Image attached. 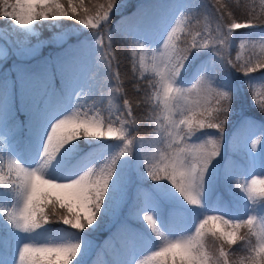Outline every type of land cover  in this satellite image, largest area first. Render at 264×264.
I'll list each match as a JSON object with an SVG mask.
<instances>
[{
    "label": "snow or ice",
    "instance_id": "obj_1",
    "mask_svg": "<svg viewBox=\"0 0 264 264\" xmlns=\"http://www.w3.org/2000/svg\"><path fill=\"white\" fill-rule=\"evenodd\" d=\"M116 7L117 0L87 7L85 0H0V18L26 32L36 22L64 20L87 30L63 55L15 77L0 75V141L8 138L7 151L0 146V243L15 241L11 264H86L97 221L125 201L131 162L153 185V196L135 211L152 236L123 229L111 264H264V171L244 179L227 174L235 185L232 212L217 206L213 211L221 214H209L207 201L237 94L229 73L252 81L260 70L264 80V58L233 61L228 50L237 40L240 49L255 47L254 37L234 32L264 25V15L237 16L224 3L210 14L214 28H198L185 15L198 5L186 0L171 20L155 19L157 32L128 33L134 67L151 74L137 77L147 87L132 100L113 69ZM104 73L115 81L107 95L109 103L118 102L123 120L79 104L84 89L95 91ZM99 95H105L102 88ZM141 106L151 112L143 121L150 135L136 134ZM259 110L264 115V101ZM150 140L159 145L151 154L145 150ZM171 212L185 215L183 226L170 222ZM52 225L66 227L61 232Z\"/></svg>",
    "mask_w": 264,
    "mask_h": 264
},
{
    "label": "trees",
    "instance_id": "obj_2",
    "mask_svg": "<svg viewBox=\"0 0 264 264\" xmlns=\"http://www.w3.org/2000/svg\"><path fill=\"white\" fill-rule=\"evenodd\" d=\"M175 1L176 0H117V7L114 8L111 15L112 28L115 30L113 34V46L111 49V51H113L115 54L113 69L119 71L123 93L127 94V96L132 100H135L138 96L144 95L143 89L147 87L143 83V81L138 80L137 77L141 75L150 76L151 74H142L138 71V69L134 67L135 59L132 55V43L127 40L126 29L136 26L146 16L148 17L151 14L156 15L161 11H169ZM105 2L106 0H85V6L87 7L90 4ZM192 2L193 4L198 5V8H194L191 12L186 13L187 22L191 23L193 27L198 28H204L209 24H211V27L214 28V17L210 14L213 12L214 6L223 5L224 3L229 4L231 9L237 16H242L247 12H254L258 17L264 15V0H192ZM48 24V21H42L38 23V25L42 29V32L37 40L42 43L43 50L38 55V57H36V59L42 58L44 55H51L54 53L57 46L54 45L52 40L55 39L58 35H68L69 39L66 40V43H69L70 41H75V39H73L74 36L78 38L76 40H79L83 37V34L87 33V30L83 29V26L79 25L75 21L64 20L60 24H58L57 28H50ZM8 26L9 20L0 18V37H2V32ZM261 33H264V25H258L254 29H241L237 32H234V35H243L245 38H247L248 36L254 37V39L256 40V46L250 47L246 45L244 49H240L239 41H235L228 50L233 61H235V58L237 56H240L241 60L247 58H264V52L261 50L260 46L259 34ZM206 51L209 52L208 61H211V51ZM25 64H27L26 61L21 60L19 57L15 56L14 53H12L9 57L0 59V75H11L12 77H15L19 75L21 71L34 69L33 66H26ZM229 76L232 84L237 90V94L235 95L233 100V111L225 128V141L221 150V156L216 161H214L215 165H224L230 160L231 161L229 163L234 165L236 164L237 159H240L239 155L234 151L232 152L230 149H235L237 152H239V150L241 149L240 145L237 146L235 139V135L240 130L246 129L250 126L264 128V115H262L259 110V103L261 101H264V80L259 79L260 70H258L256 73L251 74V76L256 78L252 81H249L242 72H236L234 69L231 70ZM104 77L107 78V73ZM109 82L111 84H115V81ZM184 83L188 87L191 86L190 80L187 76L184 79ZM136 87H139L141 89L139 93L136 91ZM150 91L151 89L149 88V92ZM110 105L115 106L119 110V104L115 100H113ZM118 114L119 119L123 120V113L119 110ZM135 114L138 118V131L136 134L139 136L150 135L152 131L151 128L145 126V124L143 123V121L151 115L148 106H141V109ZM207 131L215 135V130ZM113 143L115 142L113 141ZM158 146V143L150 140L145 145V150L146 152L151 154ZM244 148L246 149V146H244ZM85 151H87V147H85ZM245 162L247 169H250V161L247 159V161L245 160ZM129 173L130 175L132 174L131 165H129ZM145 180L147 184L153 188L152 182L147 179ZM225 200L231 202V204L235 206V201L232 198L227 197ZM130 202L131 201H129V203ZM124 203L125 201L122 202L112 214H110L108 217H105L102 222L99 220L97 221L99 227L96 228L95 231L91 232L88 236V240L91 246L94 247V251L90 252L89 255L85 258L86 264H97V261L99 263H102L98 256V250L102 246H104L108 250V245L111 246L110 241L112 239L118 246L121 247V233L123 229L127 228L131 231H139L140 233H142V230L145 229V227H143L139 223L132 221L128 215H124L121 213V208ZM222 206L225 205L222 204ZM51 227L63 232L66 226L52 225ZM112 247L113 246L109 247L110 249L108 250L109 260L112 258V254L116 252L115 247ZM11 250L12 242L8 245L0 243V251L2 255H9Z\"/></svg>",
    "mask_w": 264,
    "mask_h": 264
},
{
    "label": "rangeland",
    "instance_id": "obj_3",
    "mask_svg": "<svg viewBox=\"0 0 264 264\" xmlns=\"http://www.w3.org/2000/svg\"><path fill=\"white\" fill-rule=\"evenodd\" d=\"M186 3V0H176L170 10L168 12H160L153 18L150 16L144 21V25L139 24V26L132 27L133 34H144L147 32L155 33L158 31L157 26L155 24V19L158 16H164L168 20H171L173 16H176L177 9ZM186 20H187V14ZM177 18H179L177 16ZM49 22L50 28H57L58 25L54 24L51 21ZM39 22H36V25L31 29L30 32H26L20 29L18 26H15L13 22L9 20V26L5 28L2 32V37H0V59H4L9 57L12 53L15 56L19 57L21 60L27 62L26 66H33L34 69L38 66L44 64L46 61L56 58L57 56L63 55V50L68 46V44H74L78 40L76 36L73 37L75 41H70L66 43V40L69 39V36L66 34L58 35L55 39L52 40L54 45L57 46L56 50L51 55H44L42 58H37L38 55L43 50L42 43H40L37 39L41 35L42 29L38 25ZM76 35V34H74ZM85 34H83L84 36ZM83 38V37H82ZM81 38V39H82ZM64 39L65 42H61ZM264 52V51H263ZM106 73L101 74L97 78V87L95 91H89L87 88L84 89L79 104L83 106V110L87 111L89 109H96L101 112V115L104 117L111 116L113 120L119 118L118 109L110 105L107 85L110 83L105 76ZM103 89L105 95H99L100 89ZM264 128L257 126H250L246 129L240 130L236 135V144L237 146H241L239 152L235 149H231V151L237 153L240 159H237L236 164L226 163L215 165V180L212 183L208 195L207 201L209 205V214H221V212L213 211L217 206H222L224 204L227 206L229 212L234 210V206L231 202L225 200L223 195L227 194L229 198L233 199L232 190L235 188L234 184H229L226 176L229 172L234 173H243L244 175L239 176V179L246 178L247 174L255 173L259 175L262 171H264V153H262V149H264V132H262ZM261 132V133H260ZM260 134V138H259ZM256 142V147H252V143ZM108 143H113V141H108ZM0 146H2L4 151H7L8 147V138L5 137L3 141H0ZM232 146V145H231ZM243 146V148H242ZM246 146V149L244 148ZM247 159L250 161V169H247L246 162ZM131 184L128 187L127 195L125 198V203L121 208V213L124 215H128L129 218L137 223H141L146 226V222L140 220L136 215V206L139 202L143 201L145 196L152 197L153 196V188L147 184L146 180L142 177H137L138 172L140 171L135 162H131ZM236 169V170H234ZM238 170V171H237ZM142 171V170H141ZM259 187V186H258ZM210 193H215V198L210 197ZM129 201H131L129 203ZM3 206H7V202H3ZM2 215V213H0ZM170 222L176 224L177 226H183L186 221V217L182 212H171L170 213ZM95 227V226H94ZM144 232L145 235L149 234V231L146 229ZM152 236V234H151ZM110 245L117 247L116 252L120 249V247L115 243L112 239L110 241ZM108 245V250L111 247ZM108 250L102 246L98 250V256L102 263L97 261V264H111L109 263V259L107 258ZM94 251V247L91 246V251ZM16 253V244L15 241H12V250L9 255H1L0 251V262H4V264H11L13 258ZM117 258V253L112 256V261Z\"/></svg>",
    "mask_w": 264,
    "mask_h": 264
},
{
    "label": "bare ground",
    "instance_id": "obj_4",
    "mask_svg": "<svg viewBox=\"0 0 264 264\" xmlns=\"http://www.w3.org/2000/svg\"><path fill=\"white\" fill-rule=\"evenodd\" d=\"M126 33H127V40L130 42V43H133L132 39L130 38V36L128 35V33H132V28H127L126 29Z\"/></svg>",
    "mask_w": 264,
    "mask_h": 264
}]
</instances>
